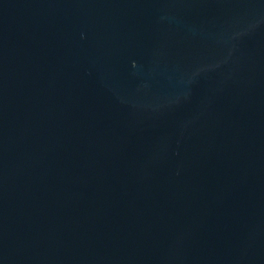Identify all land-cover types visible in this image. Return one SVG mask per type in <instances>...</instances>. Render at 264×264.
<instances>
[{
  "label": "water",
  "instance_id": "water-1",
  "mask_svg": "<svg viewBox=\"0 0 264 264\" xmlns=\"http://www.w3.org/2000/svg\"><path fill=\"white\" fill-rule=\"evenodd\" d=\"M0 264H264V0H0Z\"/></svg>",
  "mask_w": 264,
  "mask_h": 264
}]
</instances>
